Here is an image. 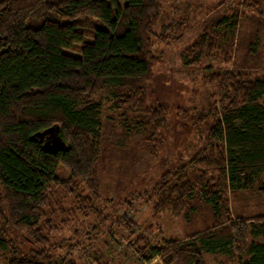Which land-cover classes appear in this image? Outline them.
<instances>
[{
  "label": "trees",
  "instance_id": "obj_1",
  "mask_svg": "<svg viewBox=\"0 0 264 264\" xmlns=\"http://www.w3.org/2000/svg\"><path fill=\"white\" fill-rule=\"evenodd\" d=\"M162 11L161 0H0V250L13 252L7 264H76L39 223L52 184L94 181L105 90L112 88L114 111L141 116L139 125L165 122L166 106H151L148 93ZM75 44L78 53L67 52ZM214 47L206 34L186 56L200 62ZM195 119H212L201 132L203 146L175 171L154 207L179 216L198 189L212 204L215 224L187 239L164 238L161 246L142 236L137 251L163 264H207L205 252L264 264V215L234 218L229 198L256 189L264 195V76L230 73L218 106ZM51 126H59L65 147L46 150L32 138ZM60 166L69 169L67 179L57 175ZM14 230L26 233L27 252L13 243Z\"/></svg>",
  "mask_w": 264,
  "mask_h": 264
},
{
  "label": "rangeland",
  "instance_id": "obj_2",
  "mask_svg": "<svg viewBox=\"0 0 264 264\" xmlns=\"http://www.w3.org/2000/svg\"><path fill=\"white\" fill-rule=\"evenodd\" d=\"M161 2L155 31L163 38H153L158 59L148 93L151 106H166L165 122L159 127L139 125L141 116L114 111L108 88L100 98L101 146L94 181L52 184L49 189L39 228L58 245V253L70 255L76 264H153L161 258L146 262L136 247L140 237L161 246L164 238L187 239L211 228L213 207L198 189L179 216L158 213L154 205L174 181L175 171L203 146L201 132L212 119L202 123L195 115L218 106L227 76H264V0ZM206 34L215 42L212 53L191 63L187 48ZM79 45L67 52L77 54ZM57 175L67 179L70 171L60 166ZM229 198L234 218L264 215V195L257 189L231 193ZM25 234L14 230L11 238L27 252L32 245ZM11 253L0 250V264H7ZM204 256L207 264H241L245 259L222 252Z\"/></svg>",
  "mask_w": 264,
  "mask_h": 264
},
{
  "label": "water",
  "instance_id": "obj_3",
  "mask_svg": "<svg viewBox=\"0 0 264 264\" xmlns=\"http://www.w3.org/2000/svg\"><path fill=\"white\" fill-rule=\"evenodd\" d=\"M32 138H38L43 143L46 150L56 147H65L66 142L59 133V126H51L43 130H39L32 135ZM153 264H162L161 261H156Z\"/></svg>",
  "mask_w": 264,
  "mask_h": 264
}]
</instances>
